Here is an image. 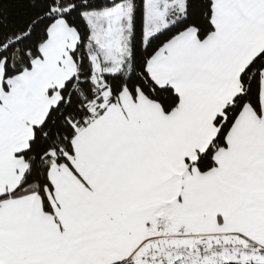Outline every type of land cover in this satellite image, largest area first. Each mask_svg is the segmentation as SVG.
Returning <instances> with one entry per match:
<instances>
[{
  "label": "snow or ice",
  "instance_id": "1",
  "mask_svg": "<svg viewBox=\"0 0 264 264\" xmlns=\"http://www.w3.org/2000/svg\"><path fill=\"white\" fill-rule=\"evenodd\" d=\"M0 264H264V0H0Z\"/></svg>",
  "mask_w": 264,
  "mask_h": 264
}]
</instances>
